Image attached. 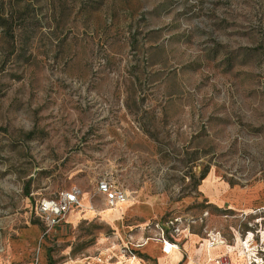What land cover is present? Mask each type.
Returning <instances> with one entry per match:
<instances>
[{"label":"rangeland","instance_id":"obj_1","mask_svg":"<svg viewBox=\"0 0 264 264\" xmlns=\"http://www.w3.org/2000/svg\"><path fill=\"white\" fill-rule=\"evenodd\" d=\"M73 187L78 221L45 236L40 202ZM29 228L91 264L166 240L178 264H264V0H0V264H37L13 247Z\"/></svg>","mask_w":264,"mask_h":264},{"label":"crops","instance_id":"obj_2","mask_svg":"<svg viewBox=\"0 0 264 264\" xmlns=\"http://www.w3.org/2000/svg\"><path fill=\"white\" fill-rule=\"evenodd\" d=\"M131 194V193H130ZM160 201H165V197H161L159 196ZM106 204V202H105ZM127 204V203H126ZM125 204L119 206L122 207ZM102 210L103 208L100 207ZM75 210V209H74ZM73 211V210H72ZM71 211V212H72ZM68 215L67 218V223H75L78 221V217L75 218L74 215ZM83 217L85 220H94L96 218V216L98 215V213L96 212V208H91V207H87V208H83L81 211ZM102 213H104V210L102 211ZM134 213H136V209L135 210H129L127 214L130 215H134ZM153 217V214H145V213H138L135 216L129 217L127 221V223H123V227L126 231V235L128 237V235H130V231H127V226L129 227V225L131 224H137L135 226H137L136 228H139V225L145 224L148 220H151ZM133 218V220H132ZM127 219V218H126ZM36 225H33V227H35ZM62 226V225H60ZM37 227V226H36ZM141 231V229H139ZM57 233V240H51V237H49V239H47L48 237L44 238V242L46 243L41 244V239L39 238V234H38V229L36 228H29L27 232L22 233L21 237H19L17 239V242H15L13 244V247L16 251L22 252L21 254L23 255V260L24 261H30V258L35 255L37 258V264H48L49 263V256L52 257L53 260V256L51 254V245L56 244L57 246H61V257L62 259L59 262H54V264H91V262L97 261L98 259H100L102 257V254L100 252V250L103 247H107L109 248V246H111L109 243L107 244V241L104 242V244H100V242L98 243V248L97 251H99V255L94 256L93 253H95V247H90V248H85L83 249L84 254H79V253H75L73 254V242H72V238L71 235H66L63 231L61 232L60 230H56ZM117 231V230H116ZM117 234V238L119 239V245L123 244L122 240H120L121 235L116 232ZM138 236H141V234H139ZM189 238V237H188ZM187 239V238H186ZM113 244H117V243H113ZM149 247V245H148ZM143 252V255H148L149 258L148 259H144L139 262L138 264H160L161 261L164 264H178L181 262L182 260V254L175 252L174 255L172 256H165L163 257V253L162 255H160V259L157 258L159 255L157 256H152L153 253H159L160 251L158 250H154V249H140ZM36 251V252H35ZM81 251V252H83ZM35 252V253H34ZM152 253V254H150ZM140 254V253H139ZM113 255L115 256V258H113L112 260L114 261H110L111 264H118V254L113 253ZM136 255V254H135ZM179 255V257H178ZM138 257H140L137 254ZM130 257V256H129ZM170 257V258H169ZM176 257V259H175ZM142 258V257H141ZM168 260V261H167ZM166 262V263H165ZM30 264V263H29Z\"/></svg>","mask_w":264,"mask_h":264},{"label":"built area","instance_id":"obj_3","mask_svg":"<svg viewBox=\"0 0 264 264\" xmlns=\"http://www.w3.org/2000/svg\"><path fill=\"white\" fill-rule=\"evenodd\" d=\"M98 192L105 196L108 206H116L128 200L131 194L120 187L111 178H102L97 185ZM82 190L78 187L62 191L59 196L52 199H43L38 211L44 225V235H48L55 227L64 224L68 215L74 209L82 207Z\"/></svg>","mask_w":264,"mask_h":264},{"label":"bare ground","instance_id":"obj_4","mask_svg":"<svg viewBox=\"0 0 264 264\" xmlns=\"http://www.w3.org/2000/svg\"><path fill=\"white\" fill-rule=\"evenodd\" d=\"M130 200V198L128 199V200H126L125 202H123V203H119V204H117L116 206H113V207H111V206H109V207H111V208H116V207H119V206H121V205H123V204H126V203H128V201ZM82 207H84V203H82ZM81 207V208H82ZM91 208H94L93 206H91ZM116 214V213H115ZM209 242H211L210 240H209ZM248 242V241H247ZM246 242V243H247ZM154 244H157L155 241H154ZM210 244L211 243H209L208 245H209V247H210ZM161 251H162V253H163V257H165V256H172V255H174V253L175 252H177L176 250H178V247L177 246H175V245H173L172 243H170L169 241H163L161 244ZM158 246V245H157ZM247 247L250 249V247H249V243H247ZM159 248V247H158ZM208 250H209V248H208ZM180 253V252H179ZM176 254V253H175ZM181 254V253H180ZM178 257H179V255H178ZM137 258H139V257H137ZM170 258V257H169ZM175 259H176V257H175ZM138 260V259H137ZM143 260V259H142ZM214 259H213V256H212V252H211V250L210 251H208V264H221V262L220 261H213ZM135 261V260H134ZM140 261V260H139ZM168 261V260H167ZM133 263V262H132ZM166 263V262H165ZM135 264V263H134Z\"/></svg>","mask_w":264,"mask_h":264},{"label":"trees","instance_id":"obj_5","mask_svg":"<svg viewBox=\"0 0 264 264\" xmlns=\"http://www.w3.org/2000/svg\"><path fill=\"white\" fill-rule=\"evenodd\" d=\"M34 224H37V222H34ZM42 224V226H43V223H41ZM49 263L50 264H54V262H53V260H52V257L51 256H49Z\"/></svg>","mask_w":264,"mask_h":264}]
</instances>
